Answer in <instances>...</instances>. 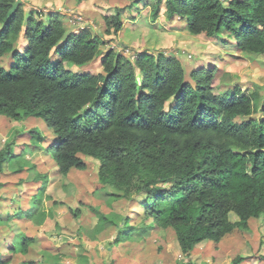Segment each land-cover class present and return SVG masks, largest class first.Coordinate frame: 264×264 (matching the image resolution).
Segmentation results:
<instances>
[{"label": "trees", "instance_id": "obj_1", "mask_svg": "<svg viewBox=\"0 0 264 264\" xmlns=\"http://www.w3.org/2000/svg\"><path fill=\"white\" fill-rule=\"evenodd\" d=\"M226 1L166 0V13L186 18L193 35H230L240 50L264 54V0ZM162 2L156 0L155 14ZM47 16L45 21L26 13L18 0H0V116L42 119L55 138L47 151L63 175L86 169L83 155L98 159L104 187L141 207L144 218L173 229L186 256L198 243H219L264 217L263 95L241 86L216 95L213 69L194 70L188 80L181 60L163 51L133 59L111 48L102 56L104 34L87 27L68 34L57 12ZM105 20L106 34L124 26L120 11ZM22 32L27 45L19 51ZM10 55L14 63L6 67L3 59ZM100 57L101 72L67 68ZM38 129L29 132L43 142ZM12 144L0 147V173L15 156ZM13 161L20 169L28 164L23 157ZM94 210L101 222L116 225ZM23 214L20 209L7 217ZM123 222L116 241L129 219ZM33 240L23 235L10 250L27 251ZM243 259L239 255L232 264ZM0 264H6L2 254Z\"/></svg>", "mask_w": 264, "mask_h": 264}, {"label": "rangeland", "instance_id": "obj_2", "mask_svg": "<svg viewBox=\"0 0 264 264\" xmlns=\"http://www.w3.org/2000/svg\"><path fill=\"white\" fill-rule=\"evenodd\" d=\"M18 2L22 3L26 13L34 11L38 19L45 21L50 12H57L68 34L78 33L84 24L88 25L87 29L93 35L97 32L104 34L106 44L101 45L104 53L114 48L135 59L133 46L128 47L124 42L131 45L136 42L139 49H151L154 54L163 51L168 56L175 55L183 63L188 80H191L194 70L213 69L212 86L216 95L241 86L247 93L257 91L264 96V54L240 50L234 42H230L233 40L230 35L211 37L206 33L191 34L187 30L186 18L174 16V20L167 17L166 0L160 4L158 14H155L156 0ZM119 11L123 15L124 26L119 33L106 34L105 18L115 16ZM133 35L137 39L132 42L128 37ZM25 41L26 36L22 32L16 49L23 51ZM11 55L3 59L6 67L14 63ZM53 57L56 58V54ZM101 63V58H97L85 66L72 63L67 68L79 73H97L102 71ZM257 115L255 113L254 116ZM32 126L0 116V147L13 140L12 154L15 156L11 160L23 157L28 161L23 169L15 165L16 162L7 161L0 173V214L3 218L0 219V254L6 264H177L180 260L195 264H232V258L238 255L248 257L241 264H264L263 217L254 225V234H250V239H241L244 246L236 245L232 240L219 243L204 240L194 247L192 256H186L173 229L163 227L152 218H144L139 213L141 207L119 196L118 190L108 185L104 187L98 180L101 167L98 159L83 155L88 167L81 170L80 177H73L72 187L69 180V186L62 184L59 176L53 175L55 167L51 153L47 151L54 134H48V137L42 134L43 142H38L29 132ZM18 128L22 131L18 132ZM38 172L51 175L44 191L42 189L38 194L41 196L43 191L41 201L37 206L32 205L30 213L8 218V211L29 210L32 201L29 197L42 183L40 178L35 179ZM72 207L80 209L75 217L72 216ZM95 208L107 214L111 218L109 220L116 221V225L111 221L101 222ZM27 214L32 215L27 217ZM126 218L129 222L120 232L122 240L117 242V229ZM237 219L234 214L230 217L231 221ZM129 229L133 230L132 234ZM23 235L34 237V241L27 251L12 252L10 249L19 244Z\"/></svg>", "mask_w": 264, "mask_h": 264}, {"label": "crops", "instance_id": "obj_3", "mask_svg": "<svg viewBox=\"0 0 264 264\" xmlns=\"http://www.w3.org/2000/svg\"><path fill=\"white\" fill-rule=\"evenodd\" d=\"M152 6H153V4L152 3H150ZM132 16V15H131ZM174 20H175V18H174ZM173 20V21H174ZM135 39H137V36H134L133 35V37L132 38H129L128 37V40H131L132 42L135 40ZM132 43H125L124 42V45H127L128 47H131V46H133V48H131L132 49V51H133V53H135V54H138V53H141V52H150V53H152V54H154V52L151 50V49H139L140 47H137L138 45H137V43L136 42H134L133 43V45H131ZM25 45H27V39H26V41H25ZM236 45V44H235ZM178 51H179V49H178ZM104 51H103V53H102V56H104ZM101 56V57H102ZM100 57V58H101ZM10 62H11V60H10ZM11 64V63H10ZM4 117V116H3ZM21 123H24L25 125H30V126H32L31 124H33V126L32 127H38V128H40L41 130H40V132L41 133H43L44 135H45V137H48V134H53L52 133V130L51 129H49L47 126H46V123L42 120V119H39V118H35V117H29V118H27L26 120H24V121H20ZM31 123V124H30ZM54 142H55V138H53V142H52V144L51 145H53L54 144ZM87 156H89V155H87ZM51 159H52V161H53V163H54V167H55V171H54V174L53 175H56V176H59V181L62 183V184H65V185H68L69 186V184H68V182L70 183V187H72L73 185H71L73 182H74V178H76V177H80V173L82 172V171H78V170H74V169H72V170H70V172L68 173V175H63L60 171H59V168H58V166L56 165V162H55V160L53 159V157L51 156L50 157ZM86 158V157H85ZM86 162H87V160H86ZM34 166L35 165H33L32 166V168H34ZM87 167H88V164H87ZM35 169V168H34ZM52 175V176H53ZM98 175H99V173H98ZM50 176L51 175H49L48 173L47 174H43V175H41V173L40 172H38V173H36V175H35V179H37V178H40L41 180H42V183H41V186L39 187V189L38 190H36V191H33L32 193H31V195H30V200H32L31 201V204H30V208H29V210L27 209V211H24V212H28V213H30L31 212V210H32V205L33 206H37L38 205V203L41 201V199H42V194H43V191H44V189H45V186H47V183H48V181H49V178H50ZM74 177V178H73ZM45 180V181H44ZM69 180V181H68ZM98 180H100V178L98 177ZM44 181V182H43ZM68 181V182H67ZM39 183V182H38ZM90 183V182H89ZM78 185V184H77ZM44 188V189H43ZM43 189V191H42V194H41V196H39L38 194H40V191ZM14 200H16V199H14ZM29 200V201H30ZM72 208H74L73 210H72V213H73V211H79L80 209H79V207H72ZM13 211H15V210H13ZM12 211V212H13ZM82 211V210H81ZM11 211H8L6 214V216H8V214L10 213ZM32 214H27V217L29 216H31ZM2 215H0V219H3L2 217H1ZM26 216V215H25ZM72 216H74L75 217V215H74V213L72 214ZM21 217H22V215H21ZM94 217H96V216H94ZM262 217L263 216H261L259 219H252V220H250V222H249V227L248 228H236L234 231H233V233H231V234H228V235H226L225 237H223V239L220 241V242H227L228 240H232V242H234V243H236V245H241L242 243V241L243 240H249L250 239V234H254V232H253V230L252 229H254L253 227H254V225H256V222H260V219H262ZM264 218V217H263ZM264 220V219H263ZM258 226V225H257ZM232 234H234V235H232ZM29 237H31V236H29ZM34 238V237H33ZM241 239H243V240H241ZM34 241V240H33ZM206 241H210V240H206ZM203 242V241H202ZM202 242H200V243H202ZM250 242H251V240H250ZM200 243H198V244H200ZM197 244V245H198ZM243 245V244H242ZM30 246V245H29ZM180 246V245H179ZM244 246V245H243ZM181 249V248H180ZM192 256V255H191ZM239 256V255H238ZM241 256V255H240ZM237 257V256H236ZM235 257V258H236ZM241 257H243V255L241 256ZM235 258H232V259H235ZM248 259V257H245L244 256V259H243V261L242 262H244L245 260H247ZM232 262H233V260H232ZM231 262V263H232ZM241 262V263H242ZM240 263V264H241ZM195 264V263H194ZM249 264H253L252 262H250Z\"/></svg>", "mask_w": 264, "mask_h": 264}, {"label": "built area", "instance_id": "obj_4", "mask_svg": "<svg viewBox=\"0 0 264 264\" xmlns=\"http://www.w3.org/2000/svg\"><path fill=\"white\" fill-rule=\"evenodd\" d=\"M85 26H86L85 24L82 25V26L80 27V29H81V30H82V29H85L88 25H87L86 27H85Z\"/></svg>", "mask_w": 264, "mask_h": 264}, {"label": "clouds", "instance_id": "obj_5", "mask_svg": "<svg viewBox=\"0 0 264 264\" xmlns=\"http://www.w3.org/2000/svg\"><path fill=\"white\" fill-rule=\"evenodd\" d=\"M78 32H79V31H78ZM132 54L134 55L133 57L135 58L136 54H135V53H132Z\"/></svg>", "mask_w": 264, "mask_h": 264}]
</instances>
